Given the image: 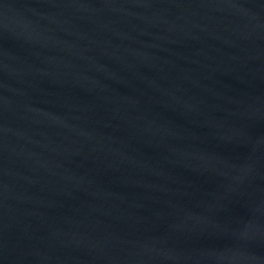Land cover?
Returning <instances> with one entry per match:
<instances>
[{"label":"water","instance_id":"water-1","mask_svg":"<svg viewBox=\"0 0 264 264\" xmlns=\"http://www.w3.org/2000/svg\"><path fill=\"white\" fill-rule=\"evenodd\" d=\"M0 264H264V0H0Z\"/></svg>","mask_w":264,"mask_h":264}]
</instances>
